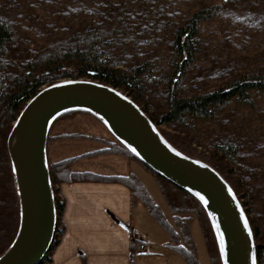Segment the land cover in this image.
<instances>
[{
	"label": "rangeland",
	"instance_id": "374dc122",
	"mask_svg": "<svg viewBox=\"0 0 264 264\" xmlns=\"http://www.w3.org/2000/svg\"><path fill=\"white\" fill-rule=\"evenodd\" d=\"M0 6L16 32V42L8 47L5 68L0 70L6 83H11L12 76L22 73L54 42L73 35L82 36L99 27L108 29L105 57L110 64L126 71L144 65V79L156 76L160 80L162 73H172L176 29L194 11L203 8H213L212 15L199 24L194 60L184 75L175 74L179 93L185 97L203 94L244 73L264 74V0H0ZM70 80L65 78L55 83ZM251 100L236 98L213 117L191 118L186 132H192L195 148L217 151L226 158L240 180V203H245L252 222L264 230V92L252 91ZM156 129L184 135L183 129L174 124H159ZM48 135L47 164L101 148L105 140L114 138L106 121L84 110L56 116ZM100 156L105 155L74 161L71 169L83 171L87 163L77 167L78 162ZM148 173L152 176L155 200L174 226L173 215L156 178ZM147 216L140 220L146 229L143 238L159 242L162 236L170 237L150 213ZM190 229L199 263L212 264L197 218L191 222ZM217 238L220 243L218 234ZM157 260L147 264H158ZM222 261L225 264L223 257Z\"/></svg>",
	"mask_w": 264,
	"mask_h": 264
},
{
	"label": "trees",
	"instance_id": "16d2710c",
	"mask_svg": "<svg viewBox=\"0 0 264 264\" xmlns=\"http://www.w3.org/2000/svg\"><path fill=\"white\" fill-rule=\"evenodd\" d=\"M212 11L213 8L196 10L176 29L173 39L175 60H172V73H162L160 80H156V76H147L144 79V65L135 67L132 71H126L110 64L105 57L109 34L108 29L103 27L90 29L82 36L73 35L54 42L46 52L30 62L22 73L12 76L11 83H6L0 76V257L15 241L21 225V202L8 146L9 136L28 101L41 89L60 79L88 78L91 81L112 86L130 96L136 105L142 106V110L155 127L159 124L180 126L184 131L183 136L168 134L165 131L159 132L179 152L195 161L203 162L217 171L240 200V180L234 175V170L226 158L217 151L204 152L192 146V132L189 130L186 132V130L190 125L191 118L213 117L236 98L251 102L252 91L264 92V74L244 73L228 79L215 90L188 97L179 93V81L176 77L179 73L184 75L187 67L194 60L197 50L196 43L199 40V24L211 17ZM15 42V28L12 22L5 18L0 6V70L5 68V55L8 47ZM154 101H156V105L153 104ZM74 110L92 112L86 108H72L57 116ZM113 135L114 138L105 140L106 144L101 148L48 163L53 190L56 185L58 186L54 195L56 221L53 242L38 264L53 263L54 249L65 231L63 221L65 200L62 197L60 185L79 181L119 182L128 186L132 204L141 202L147 207L151 216L168 231L170 235L168 247L179 253L189 264H200L197 247L190 229L191 222L197 218L205 237L211 263L223 264L217 230L202 201L160 175L114 133ZM47 137L46 143H48L49 135ZM54 138H58V135H55ZM113 153L135 159L154 175L173 215L174 226L167 221L161 208L135 173L104 174L92 170L71 169L72 162L79 159ZM241 206L251 226L256 264H264V230L252 222L244 202H241ZM84 264H88L86 259H84Z\"/></svg>",
	"mask_w": 264,
	"mask_h": 264
},
{
	"label": "water",
	"instance_id": "95a60500",
	"mask_svg": "<svg viewBox=\"0 0 264 264\" xmlns=\"http://www.w3.org/2000/svg\"><path fill=\"white\" fill-rule=\"evenodd\" d=\"M72 108L100 115L111 131L160 175L199 198L210 214L225 264H256L249 220L224 178L207 164L175 149L130 96L91 80L41 89L21 111L8 146L21 202V225L0 264H38L53 242L56 206L46 160L52 120Z\"/></svg>",
	"mask_w": 264,
	"mask_h": 264
},
{
	"label": "crops",
	"instance_id": "0c3cea01",
	"mask_svg": "<svg viewBox=\"0 0 264 264\" xmlns=\"http://www.w3.org/2000/svg\"><path fill=\"white\" fill-rule=\"evenodd\" d=\"M104 155L78 162L77 167L87 163L85 170L99 173H135L156 199L152 176L142 164L122 154ZM61 194L65 200V231L54 249L52 264H84V259L88 264H133L130 261L132 239H142L146 245L136 264H147L153 259H158V264H189L168 247L169 236H162L159 242L143 238L146 229L140 220L148 217L149 210L141 202L132 204L130 189L125 184L103 181L63 183ZM155 202L159 205L157 200Z\"/></svg>",
	"mask_w": 264,
	"mask_h": 264
},
{
	"label": "built area",
	"instance_id": "2783aa9c",
	"mask_svg": "<svg viewBox=\"0 0 264 264\" xmlns=\"http://www.w3.org/2000/svg\"><path fill=\"white\" fill-rule=\"evenodd\" d=\"M145 242L142 239H132L131 240V252H130V261L133 264H136L137 256L144 252Z\"/></svg>",
	"mask_w": 264,
	"mask_h": 264
}]
</instances>
